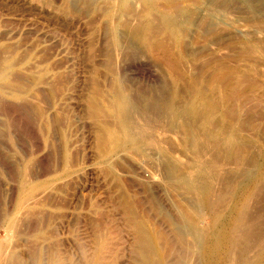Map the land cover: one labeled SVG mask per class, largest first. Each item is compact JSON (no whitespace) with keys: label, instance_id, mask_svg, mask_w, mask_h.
<instances>
[{"label":"rangeland","instance_id":"374dc122","mask_svg":"<svg viewBox=\"0 0 264 264\" xmlns=\"http://www.w3.org/2000/svg\"><path fill=\"white\" fill-rule=\"evenodd\" d=\"M168 1L180 3L167 10ZM178 1H155L159 6L147 12L141 0H128L125 7L129 11L119 7V0H0V72L5 63L11 65L8 78L0 83V240L7 244L9 256L21 258L19 264H35L40 255L43 264H132L136 223L145 224L157 236L162 253L168 254L166 262L203 264V252L194 247L196 235L184 211L195 210L201 232H206L214 227L211 216L226 219L231 214V190L240 186L241 190L253 181L258 194L251 204L259 205L264 197L260 194L264 183L258 180L264 175V55L259 54L264 53V11L256 13L248 7V2L257 0H230L234 6L228 7L229 14L213 16L209 13L212 0H204L194 9V23L181 27L187 30L177 47H169L168 36L156 27L157 32L150 33L151 45H145L136 33L138 27L154 14L155 21L150 22L160 25L159 16L180 14L194 0ZM252 65L255 71L251 72ZM174 68L181 70L179 75ZM192 78L200 80L198 87L209 95L214 93L215 114L186 122V130L182 122L174 127L166 118L157 122L161 117L153 119L147 114L153 123L137 113L136 122L147 127L153 141L128 146L104 160L103 131L99 129L113 123L102 111L115 92L151 97L161 88L164 96L173 90L176 99L185 103L192 95ZM236 142L244 146L247 161L243 165L229 151ZM175 164L185 168L192 186L199 185L198 166L208 164L213 171L209 192L198 189L197 198L177 172L173 176ZM218 195L230 201L224 202L225 207L218 202L209 207L210 199ZM251 204V211L257 209L258 205L253 209ZM11 217L16 228L9 230ZM205 232L202 243H208ZM261 240L250 255L258 254L264 244Z\"/></svg>","mask_w":264,"mask_h":264},{"label":"bare ground","instance_id":"6f19581e","mask_svg":"<svg viewBox=\"0 0 264 264\" xmlns=\"http://www.w3.org/2000/svg\"><path fill=\"white\" fill-rule=\"evenodd\" d=\"M128 0H119V7L121 9H123L125 7V4H127ZM143 2L146 3V10L147 12H150V11H153V10H156V8L159 6V4L155 3V1L158 2V0H141ZM180 1V0H179ZM178 1V2H179ZM183 1V0H182ZM227 1V0H226ZM226 1H222L223 3H221V0L218 1V0H212L211 1V7H210V10H209V13H211V15L213 16H226L227 14H229L228 12H230L231 10H229L228 7H232L234 5L231 6V1L228 0L229 3H227ZM253 1V0H252ZM118 2V1H116ZM131 2V1H130ZM175 2V1H174ZM187 1H185L186 3ZM205 1L204 0H194L192 1V4H189L188 7H186L185 9H183L180 14L176 13V15L174 16H169L167 17L166 15H161L159 17H161V20L160 23L162 24V27H161V24L159 25V23L155 25V23L153 24L152 22L155 21V18L152 19L154 17L149 19V22H145L141 27H138V30H136V33L138 34V36L140 37L141 41L149 46L151 45V41L152 39L150 40V33H153L152 31L155 30L154 28L156 27V29H161L160 32H165L164 35H167L168 36V39L171 43H169V47L170 45L172 47L176 46L179 44V41L182 40L181 37L183 36V34H185V31L187 30H184L182 29L181 27L182 26H188V25H191L192 23H194V18L193 14L195 12V8L196 7H199L201 5H203ZM242 2V1H241ZM176 3V2H175ZM180 3V2H179ZM178 3V4H179ZM189 3V2H188ZM191 3V2H190ZM228 4V5H223V4ZM158 6H156V5ZM167 5H165L167 8V10L169 8H175L173 6L176 5V8L179 6L178 4H174L172 1H168L166 3ZM207 4V3H206ZM230 4V6H229ZM248 7L252 10V11H255L256 13L258 12H263L264 11V0H257V1H254V2H248ZM128 5V4H127ZM144 5V4H143ZM182 5V4H181ZM187 5V4H186ZM112 6V5H111ZM116 6V5H115ZM129 6V5H128ZM163 7V5H162ZM164 7V9L166 8ZM127 9V7H125ZM130 8V7H129ZM243 8V7H242ZM125 9V10H126ZM160 9V8H159ZM123 10V12L125 11ZM129 11V9H127ZM131 10V9H130ZM144 10H145V7H144ZM145 10V11H146ZM238 10V8H237ZM132 11V10H131ZM144 11V12H145ZM173 11V10H172ZM176 11V10H175ZM174 11V12H175ZM180 11V10H179ZM178 11V12H179ZM199 12V10H198ZM131 13V12H130ZM153 13V12H152ZM197 13V12H196ZM124 14V13H123ZM159 15V14H158ZM193 15V16H192ZM111 16H112V13H111ZM124 16V15H123ZM109 17V16H108ZM146 18H148L146 15H145ZM159 17H157V19H159ZM194 18V19H193ZM208 18V17H207ZM150 20H154L152 22H150ZM144 21V20H142ZM148 21V20H147ZM158 21V20H157ZM156 21V23H157ZM200 21V20H199ZM206 21V20H205ZM204 22V20L202 21ZM210 23V22H209ZM208 23V24H209ZM212 23V22H211ZM142 24V23H141ZM200 24V23H199ZM207 24V25H208ZM203 25V24H202ZM159 27V28H158ZM199 27V26H198ZM209 27L210 29L212 27L210 26H207ZM206 27V28H207ZM204 28V30L206 29ZM207 28V30L209 29ZM203 29V28H202ZM203 30V32H204ZM184 31V32H183ZM155 32H157V30H155ZM154 32V33H155ZM159 32V33H160ZM207 32V31H205ZM135 33V34H136ZM187 33V32H186ZM156 34V33H155ZM154 34V35H155ZM208 34H209V30H208ZM211 34V33H210ZM154 35L152 37H154ZM214 35V34H213ZM212 35V36H213ZM165 36V37H167ZM198 36V35H197ZM196 36V37H197ZM220 36V35H219ZM194 37V36H193ZM209 37V36H208ZM214 37V36H213ZM155 39V38H154ZM153 39V40H154ZM166 39V38H165ZM164 40V38H163ZM203 40V39H202ZM140 41V42H141ZM161 41V40H159ZM167 42V41H166ZM184 42V41H183ZM155 43V41H154ZM158 43V42H157ZM207 43V42H206ZM163 44V43H161ZM160 44V45H161ZM181 44V43H180ZM185 44V43H184ZM164 45V44H163ZM182 45V44H181ZM180 45V46H181ZM189 45V44H188ZM159 46V45H157ZM166 46V45H165ZM248 46H252L251 44L248 45ZM182 47V46H181ZM185 47V45L183 46ZM188 48V47H187ZM251 48V47H250ZM262 48V47H261ZM183 49V48H182ZM252 49V48H251ZM263 49V48H262ZM139 50V49H138ZM172 50V49H171ZM179 50V49H178ZM185 50V49H184ZM250 50V49H249ZM248 50V51H249ZM253 50V49H252ZM247 51V50H246ZM254 51V50H253ZM264 51V50H262ZM142 52V51H141ZM251 52V51H249ZM255 52H257L256 48H255ZM131 53V52H130ZM144 53H146V51H144ZM246 53V52H245ZM248 53V52H247ZM175 54V53H173ZM249 54V53H248ZM253 54V53H252ZM259 54H262L264 55L263 52H260ZM170 55V54H169ZM242 56V55H241ZM247 56V55H246ZM249 56V55H248ZM251 56V55H250ZM249 56V57H250ZM253 56V55H252ZM165 57V55H164ZM168 57V55H167ZM186 57V55L184 56ZM261 57V56H260ZM258 57V58H260ZM264 57V56H262ZM261 57V58H262ZM132 58V57H131ZM177 58H178V55H177ZM248 58V57H247ZM255 58H256V55H255ZM133 59V58H132ZM253 59V58H252ZM263 59V58H262ZM169 60V59H167ZM178 60V59H177ZM256 60V59H255ZM254 60V61H255ZM261 60V59H259ZM172 61V60H171ZM262 61V60H261ZM251 62V61H250ZM264 62V61H263ZM168 63V62H167ZM259 63V62H258ZM217 64V63H216ZM250 64V63H249ZM170 65V64H169ZM177 65V64H176ZM207 65V64H206ZM254 65V64H253ZM252 65V67L254 68V70H251L252 71H255V67ZM10 64L9 63H5V66L3 67V69L1 70L0 72V83L3 82L4 80H6L8 78V70L10 68ZM218 66V65H217ZM257 66V65H256ZM170 67V66H169ZM172 67H176V66H172ZM204 67V66H203ZM215 67V65H214ZM219 67V66H218ZM223 67V65H222ZM205 68V67H204ZM252 68V69H253ZM239 69V68H238ZM175 70V68H174ZM213 70V69H212ZM220 70V69H218ZM223 70V68H222ZM221 70V71H222ZM233 70V69H232ZM231 70V71H232ZM176 71V70H175ZM181 70L179 69V71H176L174 72L175 74L177 73L179 75V72ZM211 71V70H209ZM226 71V70H225ZM230 71V70H229ZM248 71V69H247ZM115 72V71H113ZM257 72V71H256ZM255 72V73H256ZM174 74V75H175ZM182 74V72H181ZM201 74V73H200ZM217 74V73H216ZM215 74V75H216ZM225 74V73H224ZM228 74V73H227ZM178 75H176L178 77ZM185 75V74H184ZM183 75V76H184ZM220 75V74H219ZM122 76V75H120ZM175 76V77H176ZM221 76V75H220ZM176 77V78H177ZM190 77V76H189ZM216 77V76H215ZM214 77V78H215ZM224 77V76H223ZM121 78V77H120ZM179 78V77H178ZM177 78V79H178ZM181 78V77H180ZM184 77H182V80H183ZM191 78V77H190ZM211 78V77H209ZM212 78V79H214ZM220 78V77H219ZM185 79V78H184ZM193 79V83H192V86L190 84V88H192V95H191V98L186 101L185 103H181L180 101H178L175 97V94H174V91L172 90V94H170V96L166 95L164 96V92H163V89H159L158 91L160 93H158L157 95L155 96H151V97H145L144 95L142 96H138L137 98L135 97H132L130 96L129 94H126L122 91H117V90H112L113 92H115L116 94L114 95V98L113 100H111L110 102H106L104 103L105 104V107H104V111H102L104 114L106 112V114L111 118L110 119V122L113 121L112 124H105V126L103 128L100 127L99 130H102L103 132V135H102V139H101V142L103 141L104 142V148L102 150V148H100L102 151H101V156L104 157V160L105 158L113 155V154H116L118 151L120 150H123L125 148H127L128 146H133V145H136L138 146L140 143L142 142H152L153 140H149L150 138L148 137L147 133L149 131L146 130V126H144V128L142 126H140L139 122L137 123L136 122V114L138 113V115H140L139 113L141 114H145L147 119H150L151 117L154 118H158V117H161V119L157 120L161 122L162 118H166L168 119L169 122L172 123V125L175 127L177 125H179L178 123L179 122H182L181 124H183V127L184 125L186 126V122L188 121H191V120H198V119H201V120H205L207 119L208 117L212 116L213 114H215L217 112V107L216 105L213 103L214 101L211 100V93L210 95L207 93L208 90L204 89L203 87H198L197 83H200L199 81H197V78H196V81ZM199 79V78H198ZM206 79V78H205ZM218 78H216V81H217ZM181 80V81H182ZM220 80V79H219ZM226 80V79H225ZM123 81V80H122ZM188 81V80H187ZM191 81V80H189ZM212 82H214V80H211ZM210 81V82H211ZM215 81V82H216ZM118 82V81H117ZM126 82V81H125ZM219 82V81H218ZM220 82H222V80H220ZM224 82V81H223ZM229 82V81H228ZM122 83V82H121ZM184 83V82H183ZM188 83V82H187ZM190 83V82H189ZM196 83V84H195ZM204 83V82H203ZM119 84V83H118ZM211 84V83H210ZM226 84V83H225ZM126 85V84H125ZM187 85V84H186ZM206 85V84H205ZM212 85V84H211ZM204 86V85H203ZM116 87V86H114ZM118 87V86H117ZM185 87V86H184ZM208 87V86H207ZM218 87V86H217ZM216 87V88H217ZM224 87V86H223ZM226 87V86H225ZM122 88V86H121ZM144 88V87H143ZM159 88V87H158ZM157 88V89H158ZM183 88V87H181ZM180 88V89H181ZM209 88V87H208ZM221 88V87H220ZM117 89V88H116ZM147 89V88H146ZM144 90V89H142ZM190 90L189 89V92L190 93ZM216 90V89H215ZM3 91V90H2ZM111 91V92H112ZM167 91V90H166ZM180 91V90H179ZM178 91V92H179ZM184 91V89H183ZM188 91V90H187ZM213 91V90H212ZM218 91V90H216ZM132 92V91H131ZM163 92V93H162ZM168 92V91H167ZM166 92V93H167ZM177 92V93H178ZM139 93V92H138ZM137 93V94H138ZM179 94V93H178ZM177 94V95H178ZM183 94V93H182ZM214 94V93H213ZM212 94V95H213ZM4 95V94H3ZM21 95V94H20ZM100 95V94H99ZM181 95V94H179ZM184 95V94H183ZM182 95V96H183ZM11 96V95H10ZM13 96V95H12ZM11 96V97H12ZM15 98H19V96L16 94L14 95ZM111 96V95H109ZM146 96H148L146 94ZM168 96V97H167ZM189 96V95H188ZM187 97V96H186ZM178 98V96H177ZM182 98V97H180ZM17 100V99H16ZM106 100V99H105ZM214 100V99H213ZM216 103V102H215ZM217 106H220L219 104ZM102 108V107H101ZM100 108V109H101ZM223 112V111H222ZM226 113V112H225ZM224 113V114H225ZM105 114V115H106ZM147 114L150 116V118H148ZM106 115V117H107ZM227 115V114H226ZM141 116V115H140ZM145 117V116H144ZM227 117V116H226ZM108 118V117H107ZM138 118V117H137ZM230 118V117H229ZM236 118V117H235ZM145 118V120H147ZM234 119V118H233ZM144 120V119H143ZM152 120V119H150ZM150 120H147L148 122V126L150 125L149 123L151 122ZM230 120V119H229ZM228 120V121H229ZM235 120V119H234ZM233 120V121H234ZM139 121V120H137ZM231 121H232V118H231ZM153 122V120H152ZM154 122H156L154 120ZM153 122V123H154ZM167 122V121H166ZM198 122V121H197ZM194 123V122H193ZM232 123V122H231ZM231 123L228 122V124L230 125ZM143 124V123H142ZM190 124V122H189ZM160 125V124H159ZM163 125V124H162ZM194 125V124H193ZM192 125V126H193ZM196 125V124H195ZM188 126V125H187ZM151 128V126H149ZM238 127V126H236ZM240 127V126H239ZM238 127V128H239ZM161 128V127H160ZM178 128V127H177ZM180 128V127H179ZM186 130L188 129L187 127H184ZM192 128V127H191ZM159 129V128H158ZM181 129V128H180ZM183 129V128H182ZM190 129V128H189ZM225 129V127H224ZM236 129V128H235ZM154 130V129H153ZM186 130H184L183 132H185ZM193 130V129H191ZM224 131V130H223ZM239 130H237L238 132ZM182 132V131H181ZM190 132V131H189ZM235 132V131H234ZM150 134V133H148ZM238 134V133H237ZM193 135V134H192ZM206 135L210 138L212 135L209 133V132H206ZM100 136V135H99ZM224 136V135H223ZM238 135L235 134H232V137H234V140H236V138ZM104 137V138H103ZM230 137V136H229ZM101 138V137H100ZM153 138V137H152ZM212 138V137H211ZM216 139V138H215ZM218 140V139H216ZM102 142V143H103ZM237 143V142H236ZM235 143V144H236ZM246 143V142H245ZM244 143V144H245ZM242 145V144H241ZM241 145H234L231 147V149H229L230 152H232V154H234L235 156V159L237 161L238 164H242L244 162H246L247 160L244 158L243 156V147H241ZM248 145V143H247ZM246 145V146H247ZM166 152V151H165ZM179 153V152H178ZM166 154V153H165ZM245 154V152H244ZM169 155V154H168ZM171 155V154H170ZM248 155V154H247ZM167 156V155H166ZM246 156V155H245ZM168 157V156H167ZM177 157V156H176ZM110 158V157H109ZM169 158V157H168ZM174 159L177 160V158L173 157ZM247 158V156H246ZM173 160V159H172ZM246 160V161H245ZM264 160V159H263ZM171 161V160H170ZM169 161V162H170ZM179 161V160H177ZM176 161V162H177ZM181 161V160H180ZM251 161V160H250ZM254 162V161H252ZM256 162V161H255ZM259 162V161H258ZM182 163V161H181ZM209 163V162H208ZM264 163V162H263ZM184 164V162H183ZM186 164V163H185ZM255 164V163H254ZM248 165V164H247ZM27 166V165H26ZM171 166V165H170ZM185 166V165H184ZM181 166L175 164L174 167V172H173V176H175L174 174H176L175 172H177V174L180 175V177L182 178V183L183 185H188V187L190 188L191 192H194V195L197 193V195L199 194L197 192V190L199 189L202 193H205L207 194L210 190V186L212 181H213V171L211 168H209L208 164L207 166L206 165H199L198 166V172H199V188H197L196 184L194 183V185H190V182L188 181L189 179H187V174L183 171L185 170V168H183L182 170V167L180 168ZM186 167V166H185ZM247 167V166H246ZM169 168V167H168ZM264 168V167H263ZM241 169V168H240ZM170 170V169H169ZM188 170V168H187ZM28 171V170H27ZM26 171V172H27ZM240 171V170H239ZM172 172H169V173H172ZM188 172V171H186ZM258 173V172H257ZM260 173V172H259ZM176 174V176H177ZM239 174V172H238ZM247 174V173H246ZM251 174V173H250ZM234 175V173H233ZM259 175V174H258ZM189 176V175H188ZM242 176H245V173H243ZM242 176H239L241 177V179H243L244 177ZM249 176V175H248ZM172 177V176H171ZM238 177V176H237ZM174 178V177H173ZM228 178V176L226 177ZM231 178V177H230ZM177 179V177H176ZM240 179V180H241ZM248 179V178H247ZM255 179V178H254ZM179 180V179H178ZM235 180H238V178H236V175H235ZM258 180L260 181V183H264V175L262 174ZM192 181V179L190 180ZM231 181V180H230ZM229 181V183H230ZM239 181V180H238ZM194 182V181H193ZM232 182V181H231ZM244 182V181H243ZM258 182V181H257ZM179 183V182H178ZM233 183V182H232ZM231 183V184H232ZM253 181L252 182H249L245 187H243L240 191H237L238 189H236V191L233 189L231 190L232 191V195H233V204H231V214H229V216L226 218V219H222L220 218L219 216H211L212 217V221H213V225L214 227H212L213 229H210L207 230L206 232L204 230H202V232H205V234L207 235L208 234V243L204 242L202 243L203 241V238H202V232H201V229L202 227H200L198 225L199 223V219L198 218V213L196 212L193 213L192 211V214H188V213H191L189 210V212H187L186 210L184 211V208H183V211L187 213V218H188V224L190 226V228L193 230V232L195 233L196 235V242L197 243H200V244H197L195 243L194 244V247L197 246L199 249H201V251L203 252V256H204V263L203 264H264V244L262 242V246L260 245V250H258L259 252H257L258 254L256 256H252L250 255L249 253H252L251 249H253L252 247L258 242L259 244V240L261 239H264V205L263 203L261 202L262 199L264 198H260V194L264 195L263 193V190H260V194H259V198L261 199L260 202L258 201L259 205L256 203V201H254L256 204V207L257 209H254V206L251 204V200L253 201V197L255 195L256 197V193L258 192V190H254L253 189ZM230 184V187L231 188H234L233 186H231ZM243 184V183H242ZM241 184V185H242ZM259 184V183H258ZM257 184V185H258ZM229 184L227 185H224L225 187L228 186ZM233 185V184H232ZM256 185V184H255ZM262 184H260L261 186ZM264 185V184H263ZM262 185V186H263ZM178 186V184H177ZM176 186V187H177ZM223 186V187H224ZM221 187V188H223ZM259 187V185L257 186V188ZM180 188V187H179ZM213 188V187H212ZM219 188V187H218ZM229 188V187H228ZM230 188V189H231ZM256 188V189H257ZM264 188V187H263ZM181 189H184L185 188H182ZM224 189V188H223ZM222 189V190H223ZM229 189V190H230ZM260 189V188H259ZM187 190V189H186ZM185 190V192H186ZM219 190V189H218ZM217 190V191H218ZM221 190V191H222ZM229 190L227 189V193H229ZM188 191V190H187ZM219 191V192H221ZM190 192V193H191ZM223 192V191H222ZM221 192V193H222ZM218 193V192H217ZM226 193V195H227ZM181 194V193H180ZM188 194H189V191H188ZM192 194V193H191ZM201 194V193H200ZM223 194V193H222ZM225 194V193H224ZM223 194V195H224ZM258 194V193H257ZM177 195V194H176ZM197 195H195L197 198H199ZM231 195V196H232ZM261 195V196H262ZM193 196V194H192ZM209 196V194H208ZM229 196V195H227ZM229 196V197H231ZM258 196V195H257ZM191 197V196H190ZM25 196H22L20 198V201H18V205L21 206L23 204V200H24ZM196 198V201H200V200H197ZM209 198V197H208ZM211 198V197H210ZM225 197H222L221 195H218L216 197V199L214 200L213 198L210 199L207 203H208V206L212 208V204L213 203H216L217 205V202H218V205L221 204V206L223 207L222 203L224 202H227V201H230L229 199H225ZM258 198V199H259ZM195 199V198H194ZM255 199V198H254ZM257 199V200H258ZM231 201V202H232ZM192 202V201H191ZM195 202V200H194ZM196 202V203H197ZM204 202V201H203ZM264 202V200H263ZM185 203V202H184ZM183 203H181L182 205ZM198 206L200 205L199 202L197 203ZM203 204V203H202ZM250 204L252 205L253 207V211H251V209H249L251 206ZM192 205V204H191ZM207 205V204H206ZM228 205V204H227ZM201 206V205H200ZM203 206V205H202ZM226 206V204L224 203V207ZM182 207V206H181ZM184 207V206H183ZM186 207V206H185ZM205 207V206H204ZM219 207V206H218ZM221 207V208H222ZM220 208V207H219ZM216 209V210H219ZM220 208V209H221ZM182 209V208H180ZM187 209V208H186ZM207 209V207L205 208ZM225 209V208H224ZM223 209V211H224ZM197 210V209H196ZM216 210L215 213H216ZM222 210V209H221ZM133 211V210H131ZM220 211V210H219ZM183 212V213H184ZM199 212V211H198ZM213 212V210H212ZM131 213V212H129ZM128 213V214H129ZM135 214V213H134ZM217 214V213H216ZM219 214V213H218ZM224 214H227V213H224ZM223 214V215H224ZM201 215V214H199ZM220 215V214H219ZM15 217V216H14ZM145 217V216H144ZM131 218V217H130ZM137 218V217H136ZM135 218V219H136ZM139 218V217H138ZM141 218V217H140ZM179 218V217H178ZM129 219V217H128ZM134 219V218H133ZM131 218V220H133ZM174 219V218H173ZM176 221V220H175ZM201 222V221H200ZM144 223V222H143ZM8 227H9V230L10 229H13V228H16V223H15V219L13 217H11L9 220H8ZM135 224V223H134ZM145 224H137L136 223V238L135 240H137V243H136V251H135V248H134V252L136 253V257L135 255H133V258H134V262H132V264H167V263H171V261L169 260V262L167 261L166 262V258L168 254L164 255V253H162L161 251V247L159 245V243H156V235L154 234H151L150 232H148L144 226ZM151 225V224H150ZM185 225V224H184ZM187 225V224H186ZM211 226V225H210ZM19 227V225H18ZM135 227V226H134ZM177 227V226H176ZM179 228V227H178ZM176 229V228H175ZM174 229V230H175ZM189 229V227H188ZM187 229V230H188ZM190 231V230H189ZM12 232V231H11ZM161 232V231H160ZM183 233V232H181ZM177 234H178V231H177ZM176 234V235H177ZM184 234V233H183ZM204 234V233H203ZM14 235V234H13ZM135 235V234H134ZM159 235V234H158ZM180 235V234H179ZM182 235V234H181ZM194 235V236H195ZM6 236H7V233H6ZM162 236V235H161ZM180 237V236H179ZM162 238V237H161ZM182 238V236H181ZM180 240L182 241V238ZM185 238H188L187 236ZM194 238V237H193ZM96 239V238H95ZM188 240V239H187ZM195 240V238H194ZM262 241V240H261ZM162 242V241H161ZM190 242V241H189ZM195 241L192 240V243H194ZM178 243V242H177ZM185 245L187 244V242H183ZM14 244V243H13ZM96 244V243H95ZM189 244V243H188ZM257 244V245H258ZM19 244H16L15 242V246H17ZM40 245V244H39ZM38 245V246H39ZM190 245V244H189ZM30 246V245H29ZM37 246V247H38ZM168 246V245H167ZM188 246V245H187ZM193 246V245H192ZM259 246V245H258ZM10 247V246H9ZM46 247V246H44ZM179 247V246H178ZM183 247V246H182ZM239 247V248H238ZM256 247V245L254 246ZM13 248V247H12ZM36 248V247H35ZM99 248V247H98ZM166 248V247H165ZM185 248V247H183ZM196 248V247H195ZM256 248H259V247H256ZM255 248V249H256ZM45 249V248H44ZM169 249V248H168ZM95 250V249H94ZM182 251V250H181ZM101 252V251H100ZM133 252V253H134ZM184 252V251H183ZM188 252V251H187ZM9 249H8V246L7 244L0 240V264H19V256H16L14 255L13 257L12 256H9ZM92 253V252H91ZM132 253V254H133ZM167 253V251L165 252ZM169 253V252H168ZM193 253V251L191 252V254ZM19 254V253H18ZM183 255V253H181ZM186 254V253H185ZM190 255V252L188 253ZM22 255V254H21ZM25 255V254H24ZM23 255V256H24ZM38 255V254H37ZM90 255V254H89ZM88 255V256H89ZM97 255V254H96ZM188 255V256H189ZM196 255V254H195ZM43 256V255H42ZM59 256V255H58ZM98 256V255H97ZM200 256V255H199ZM32 257V256H31ZM41 257V255H40ZM40 257H37L38 259L35 261V264H43L44 262L41 261ZM178 257H180L178 255ZM177 257V258H178ZM184 258V255L182 256ZM194 257V256H192ZM62 258V257H61ZM59 258V259H61ZM89 258V257H87ZM100 258V257H99ZM105 258V256H104ZM197 258V257H196ZM30 259V258H29ZM50 259V258H49ZM51 259H52V256H51ZM83 259V258H82ZM90 259V258H89ZM96 259V258H95ZM103 259V257H102ZM115 259V258H114ZM32 260V259H31ZM110 260V259H108ZM178 260L180 261V259L178 258ZM202 260V258H201ZM29 261V260H28ZM57 261V260H56ZM98 261V260H97ZM113 261V259L111 260ZM110 261V262H111ZM176 261V260H175ZM174 261V262H175ZM188 262V260H186ZM190 261V260H189ZM193 261V260H192ZM31 262V261H30ZM29 262V263H30ZM50 262V261H49ZM93 262V261H91ZM115 262V261H114ZM173 262V263H174ZM21 263V262H20ZM52 263V261H51ZM49 263V264H51ZM60 263V261L58 262ZM57 262H54V264H58ZM65 263V262H64ZM63 263V264H64ZM84 263V262H83ZM99 264V262H97ZM176 263V262H175ZM183 264L184 261H181L179 264ZM193 263V262H192ZM53 264V263H52ZM106 264V263H104ZM109 264V263H107ZM130 264V263H129ZM178 264V263H177ZM188 264V263H187ZM198 264V263H197ZM201 264V263H200Z\"/></svg>","mask_w":264,"mask_h":264}]
</instances>
